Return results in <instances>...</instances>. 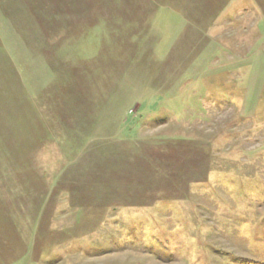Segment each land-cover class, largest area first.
Here are the masks:
<instances>
[{"label":"rangeland","instance_id":"obj_1","mask_svg":"<svg viewBox=\"0 0 264 264\" xmlns=\"http://www.w3.org/2000/svg\"><path fill=\"white\" fill-rule=\"evenodd\" d=\"M0 264H264V0H0Z\"/></svg>","mask_w":264,"mask_h":264}]
</instances>
